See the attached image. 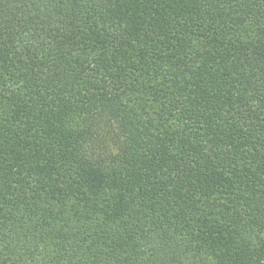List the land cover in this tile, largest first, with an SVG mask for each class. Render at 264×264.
Segmentation results:
<instances>
[{
  "label": "trees",
  "instance_id": "trees-1",
  "mask_svg": "<svg viewBox=\"0 0 264 264\" xmlns=\"http://www.w3.org/2000/svg\"><path fill=\"white\" fill-rule=\"evenodd\" d=\"M0 264H264V0H0Z\"/></svg>",
  "mask_w": 264,
  "mask_h": 264
}]
</instances>
